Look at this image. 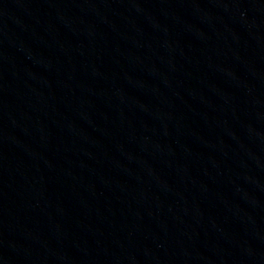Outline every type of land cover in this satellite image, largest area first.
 Here are the masks:
<instances>
[{"label": "water", "instance_id": "water-1", "mask_svg": "<svg viewBox=\"0 0 264 264\" xmlns=\"http://www.w3.org/2000/svg\"><path fill=\"white\" fill-rule=\"evenodd\" d=\"M0 264H264V0H0Z\"/></svg>", "mask_w": 264, "mask_h": 264}]
</instances>
